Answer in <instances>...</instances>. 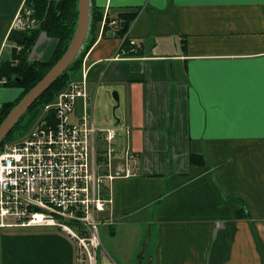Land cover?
<instances>
[{
  "label": "crops",
  "instance_id": "obj_1",
  "mask_svg": "<svg viewBox=\"0 0 264 264\" xmlns=\"http://www.w3.org/2000/svg\"><path fill=\"white\" fill-rule=\"evenodd\" d=\"M25 1L0 0V61ZM92 1L137 12L140 52L101 23L71 115L118 131L98 264H264V0ZM57 42L42 33L30 59L49 60ZM20 93L0 85V106ZM23 233L18 244L0 230V264H88L55 227Z\"/></svg>",
  "mask_w": 264,
  "mask_h": 264
},
{
  "label": "built area",
  "instance_id": "obj_2",
  "mask_svg": "<svg viewBox=\"0 0 264 264\" xmlns=\"http://www.w3.org/2000/svg\"><path fill=\"white\" fill-rule=\"evenodd\" d=\"M29 15L20 14L15 26L31 24ZM130 43L134 49L139 45L133 38ZM87 72L84 68L83 77L62 90L25 135L0 151V229L55 227L88 264H98L101 224L113 202L103 192L115 177L110 170L118 131L97 127L88 114L71 120L76 99L88 96ZM99 140L106 144L103 151Z\"/></svg>",
  "mask_w": 264,
  "mask_h": 264
},
{
  "label": "trees",
  "instance_id": "obj_3",
  "mask_svg": "<svg viewBox=\"0 0 264 264\" xmlns=\"http://www.w3.org/2000/svg\"><path fill=\"white\" fill-rule=\"evenodd\" d=\"M58 1L26 0L24 7L32 11L31 16L34 19V23H29L26 27H14L8 35V40L14 44V47L12 48L11 58L0 61V85L20 88L21 93L15 100L1 104L0 124L25 94L57 63L72 40L78 20V0H63L61 10L57 9ZM21 11L24 16L25 10L22 9ZM31 16L29 15L30 19ZM136 16L137 12L129 11H121L116 16H112L108 13L106 14L104 8L93 3L89 42L69 68L22 116L13 130L5 137L0 151L6 144L14 142L25 135L39 118L45 107L54 103L59 93L66 89L72 81L81 78L84 58L91 44L97 39V29L101 23L104 22V35L111 30L112 35L123 40L122 46L126 49L127 54L140 53L133 51V46L130 43L128 35L130 26ZM42 33L58 40L53 55L47 61L31 60V51ZM100 159L103 158L101 157ZM191 162L203 164V158L193 154ZM103 196H109V194H105L104 190Z\"/></svg>",
  "mask_w": 264,
  "mask_h": 264
},
{
  "label": "water",
  "instance_id": "obj_4",
  "mask_svg": "<svg viewBox=\"0 0 264 264\" xmlns=\"http://www.w3.org/2000/svg\"><path fill=\"white\" fill-rule=\"evenodd\" d=\"M92 0H78V20L72 40L57 63L44 75V77L34 85L25 96L11 109L3 122L0 124V147L5 137L13 130L22 116L31 108L35 101L57 81V79L69 68L71 63L85 48L90 38V25L92 18ZM63 0L57 3V9L61 10ZM116 101L113 111L120 104V96L117 90L112 92ZM116 117V116H115Z\"/></svg>",
  "mask_w": 264,
  "mask_h": 264
},
{
  "label": "rangeland",
  "instance_id": "obj_5",
  "mask_svg": "<svg viewBox=\"0 0 264 264\" xmlns=\"http://www.w3.org/2000/svg\"><path fill=\"white\" fill-rule=\"evenodd\" d=\"M24 5H25V3H24ZM24 5H23L22 9L25 10V12H26V13L24 12L25 13L24 14V19H25V16H27L28 14H30V16H31V12L32 11L29 10V8L24 7ZM21 15H22V11H21ZM31 19H32V16H31ZM31 21H32V24H33L34 23V19H32ZM104 116H106L109 119L110 118L109 112L105 110ZM112 118H114V117L112 116ZM101 228H102V226H101ZM0 230H4L5 234L8 235V237H6L5 239H7L9 242H13L14 240L18 244H20L22 242V236L24 234L23 233L24 228H20V229H16V230H9V229H0ZM24 240H25V238H24Z\"/></svg>",
  "mask_w": 264,
  "mask_h": 264
}]
</instances>
